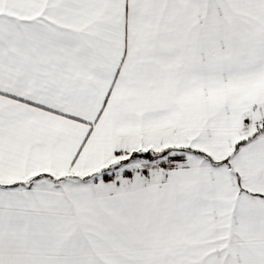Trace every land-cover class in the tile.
<instances>
[{
  "label": "snow or ice",
  "instance_id": "snow-or-ice-1",
  "mask_svg": "<svg viewBox=\"0 0 264 264\" xmlns=\"http://www.w3.org/2000/svg\"><path fill=\"white\" fill-rule=\"evenodd\" d=\"M0 264H264V0H0Z\"/></svg>",
  "mask_w": 264,
  "mask_h": 264
}]
</instances>
